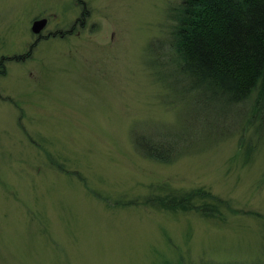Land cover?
Returning a JSON list of instances; mask_svg holds the SVG:
<instances>
[{
  "label": "rangeland",
  "instance_id": "rangeland-1",
  "mask_svg": "<svg viewBox=\"0 0 264 264\" xmlns=\"http://www.w3.org/2000/svg\"><path fill=\"white\" fill-rule=\"evenodd\" d=\"M81 1L0 0V264H264V129L248 157L228 131L169 163L131 143L192 124L147 66L179 0ZM196 188L212 216L141 204Z\"/></svg>",
  "mask_w": 264,
  "mask_h": 264
},
{
  "label": "trees",
  "instance_id": "trees-1",
  "mask_svg": "<svg viewBox=\"0 0 264 264\" xmlns=\"http://www.w3.org/2000/svg\"><path fill=\"white\" fill-rule=\"evenodd\" d=\"M167 18V57L148 45L155 64L147 66L166 91L163 103H178L183 119L193 121L177 131L131 134L132 145L142 157L169 163L187 143L206 135L217 140L228 131L239 133L248 157L264 129V0H179ZM141 204L212 216L223 203L196 188L150 194Z\"/></svg>",
  "mask_w": 264,
  "mask_h": 264
},
{
  "label": "water",
  "instance_id": "water-1",
  "mask_svg": "<svg viewBox=\"0 0 264 264\" xmlns=\"http://www.w3.org/2000/svg\"><path fill=\"white\" fill-rule=\"evenodd\" d=\"M45 22H46V19L45 18H39V19H35L31 22V25H30V32L32 34H37L41 31V29L44 27L45 25Z\"/></svg>",
  "mask_w": 264,
  "mask_h": 264
},
{
  "label": "flooded vegetation",
  "instance_id": "flooded-vegetation-1",
  "mask_svg": "<svg viewBox=\"0 0 264 264\" xmlns=\"http://www.w3.org/2000/svg\"><path fill=\"white\" fill-rule=\"evenodd\" d=\"M79 4H81V6L83 7V2L81 1V0H76ZM83 10V9H82ZM85 13V11L83 12V14ZM83 14H81V16H83ZM38 18H42V17H40V16H38V17H35L33 20H35V19H38ZM46 19V18H45ZM81 19H83L82 17H81ZM32 20V21H33ZM31 21V22H32ZM46 22H47V19H46ZM46 22H45V25H46ZM80 23H81V21H80ZM45 25H44V27H45ZM44 27L41 29V31L39 32V33H37V34H34L35 35V39H34V41L36 42V41H38V40H40L41 38H43V37H46L48 34H54V33H50V31H49V33L47 32V33H42V30L44 29ZM58 32V31H57ZM60 32V31H59ZM66 32L67 33H70L71 32V29L69 28V29H67L66 30Z\"/></svg>",
  "mask_w": 264,
  "mask_h": 264
}]
</instances>
